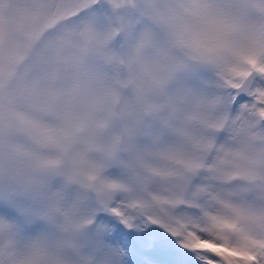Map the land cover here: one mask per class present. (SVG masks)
Here are the masks:
<instances>
[{
	"label": "snow or ice",
	"instance_id": "6c2138e0",
	"mask_svg": "<svg viewBox=\"0 0 264 264\" xmlns=\"http://www.w3.org/2000/svg\"><path fill=\"white\" fill-rule=\"evenodd\" d=\"M0 264H264V0H0Z\"/></svg>",
	"mask_w": 264,
	"mask_h": 264
},
{
	"label": "rangeland",
	"instance_id": "374dc122",
	"mask_svg": "<svg viewBox=\"0 0 264 264\" xmlns=\"http://www.w3.org/2000/svg\"><path fill=\"white\" fill-rule=\"evenodd\" d=\"M6 2H11V3H15V0H6ZM10 15H15V11L13 10V11H11L10 12Z\"/></svg>",
	"mask_w": 264,
	"mask_h": 264
}]
</instances>
